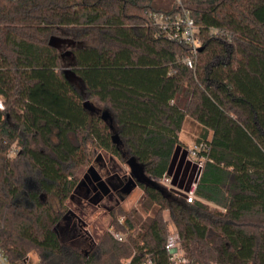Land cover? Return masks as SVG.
Masks as SVG:
<instances>
[{
  "label": "trees",
  "instance_id": "1",
  "mask_svg": "<svg viewBox=\"0 0 264 264\" xmlns=\"http://www.w3.org/2000/svg\"><path fill=\"white\" fill-rule=\"evenodd\" d=\"M182 10L198 28L194 68L151 18ZM0 97V247L13 264L30 250L37 264H169L164 212L181 264H264V0H0ZM186 122L205 145L199 166L179 140ZM98 149L147 177L138 208L110 209L126 240L59 229L68 203L83 213L76 186ZM199 167L192 201L159 181L186 170L191 183Z\"/></svg>",
  "mask_w": 264,
  "mask_h": 264
},
{
  "label": "rangeland",
  "instance_id": "2",
  "mask_svg": "<svg viewBox=\"0 0 264 264\" xmlns=\"http://www.w3.org/2000/svg\"><path fill=\"white\" fill-rule=\"evenodd\" d=\"M177 15V14H176ZM90 101L99 109V112L101 110L106 109L102 105H100L96 100L90 99ZM117 132L115 130H112L111 135ZM195 134H196V128L194 125H192L189 122H186L183 129L179 132V140L181 141V145L183 147H186L188 149L192 144H194L195 140ZM118 135V134H117ZM188 152V151H187ZM128 156L124 155L123 159L118 158L117 156L112 155L110 152L98 149L95 151V158L92 161V163L84 168L83 173L89 168L94 167L98 173L102 175L104 179H107L108 177H111L110 179H115L116 176L123 177L124 175H129V168L126 164V159ZM188 162H198L197 159L192 158L187 153ZM197 164V163H196ZM83 173L79 175V178L81 179ZM189 177V171L184 170L179 175H176V178L171 181L170 183H167L168 187H173L175 189H178L180 191H185L187 187L190 186V183L188 181ZM189 185V186H188ZM143 196V190L140 186H136L132 189V191L128 194H122L119 196L118 200H110L104 199L99 204L95 203H87L83 202V205L80 206L83 213H80L79 210H77L73 204L68 203L67 204V210L63 212L64 218L59 223V229L65 230L66 228H70L73 225L79 226L81 229L82 234H84L86 237L91 238L94 235H100L103 232L109 230L111 227L110 220H111V214L110 209L115 205L119 204L124 210H130L131 208H138V201ZM69 210L72 211V213L78 212L79 218L76 219L72 217L71 213H67ZM67 215V217H65ZM164 219L168 220V227H169V233H176L174 226L170 223V218L167 212L163 213ZM124 216H121L119 220L123 219ZM126 234V233H125ZM33 251V250H30ZM35 253H32V256H35ZM128 260L126 261V263Z\"/></svg>",
  "mask_w": 264,
  "mask_h": 264
},
{
  "label": "built area",
  "instance_id": "3",
  "mask_svg": "<svg viewBox=\"0 0 264 264\" xmlns=\"http://www.w3.org/2000/svg\"><path fill=\"white\" fill-rule=\"evenodd\" d=\"M152 21L154 24L158 25L166 32L168 39L179 40L186 43L190 49V55L183 58V62L189 68H194V59L196 58L197 52L200 44V39L198 35V28L194 23L193 19L190 17L187 10H182L181 13H178L174 17L163 16V14L153 13L151 15ZM212 32H217V29H212ZM4 103L0 97V109H3ZM205 145L203 143H194L188 148V155L196 159L197 152L204 149ZM17 151V147L12 145L8 151V155L12 156ZM197 166L201 165V161L196 162ZM159 181L162 183H170L171 177L167 174H164ZM197 186V181H191L190 186L187 191H185V198L187 201H192L195 198V189ZM121 220V219H120ZM112 236L117 240H126V234L113 230L109 228ZM169 264H181L187 261V258L184 256L182 248L180 246L179 238L177 233H169L164 245ZM32 253L35 251L27 252L21 259L20 264H37L38 255L32 256ZM0 264H13L4 250L0 247ZM143 264H154L150 256H146Z\"/></svg>",
  "mask_w": 264,
  "mask_h": 264
},
{
  "label": "flooded vegetation",
  "instance_id": "4",
  "mask_svg": "<svg viewBox=\"0 0 264 264\" xmlns=\"http://www.w3.org/2000/svg\"><path fill=\"white\" fill-rule=\"evenodd\" d=\"M100 180H96L91 172L87 169L76 186V203L80 205L81 202L85 201L87 203L99 204L104 199L118 200L119 196L123 194L122 188L128 181L129 175H124L123 177L116 176L115 179L111 180V177L104 179L100 173ZM138 186V185H137ZM72 217L78 219V212L72 214Z\"/></svg>",
  "mask_w": 264,
  "mask_h": 264
},
{
  "label": "water",
  "instance_id": "5",
  "mask_svg": "<svg viewBox=\"0 0 264 264\" xmlns=\"http://www.w3.org/2000/svg\"><path fill=\"white\" fill-rule=\"evenodd\" d=\"M63 43H64V39H62L59 36H51L48 40V44L52 47H55V48H61ZM198 50H201V46L199 47ZM83 107L91 113H94V112L98 113L100 118L103 121H106L109 123L110 129L112 128V117H111L110 112L107 109H103V110H101V112H99V109L88 99L83 101ZM111 138H112L113 142L118 141V135L116 133L112 134ZM125 162L129 168V178H128V181L123 186L122 192H123V194H128L132 191L133 188H135L137 185H139V183L145 182L147 180V177H146L142 167L135 161V159L132 156L128 157ZM88 170L91 172V174L94 176V178L96 180L101 179L100 175L98 174L96 169H94V167L91 166L88 168ZM200 170H201V167H199L197 172H196V175H195L196 181H198ZM167 175L171 176L172 170H169ZM174 179H175V177H174ZM100 182H104V181L100 180ZM187 189L188 188H186L185 191H187ZM178 191H179V194L181 196H185L184 191H180V190H178ZM67 213L73 214L71 210H69ZM65 217H67V215Z\"/></svg>",
  "mask_w": 264,
  "mask_h": 264
},
{
  "label": "crops",
  "instance_id": "6",
  "mask_svg": "<svg viewBox=\"0 0 264 264\" xmlns=\"http://www.w3.org/2000/svg\"><path fill=\"white\" fill-rule=\"evenodd\" d=\"M187 151H188V149H187ZM173 174V173H172ZM171 177V181H172V176H170ZM189 186V185H188ZM188 188V187H187ZM178 190V189H177ZM185 192V191H184Z\"/></svg>",
  "mask_w": 264,
  "mask_h": 264
}]
</instances>
